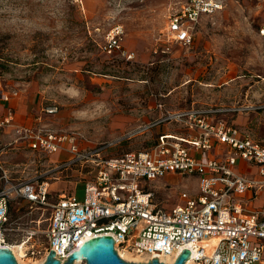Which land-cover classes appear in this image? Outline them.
I'll list each match as a JSON object with an SVG mask.
<instances>
[{
  "label": "rangeland",
  "instance_id": "obj_1",
  "mask_svg": "<svg viewBox=\"0 0 264 264\" xmlns=\"http://www.w3.org/2000/svg\"><path fill=\"white\" fill-rule=\"evenodd\" d=\"M186 1L0 0V83L26 96L40 125L74 132L81 147L105 145L106 156L148 150L162 130L181 131L180 124L169 122L130 132L166 110L191 105L249 106L237 113V122L248 125V135L264 144V42L257 31L263 4L221 0L222 9L202 15L192 43L182 46L166 39V24ZM115 25L124 31V48L134 54L130 61L100 48ZM48 105L58 111L45 112ZM54 157L25 148L10 163L14 176L28 179L44 172ZM88 169L48 174L54 196L49 202L69 189L83 200ZM77 179L82 180L74 183ZM168 181L178 184L157 189L165 209L178 201L182 189H196L192 175ZM148 187L156 189L151 183ZM258 198L264 199V191ZM257 205L251 201L248 207ZM10 213L17 243L35 231L27 243L46 244L49 205L31 208L14 201ZM15 259L18 264L39 262L23 255Z\"/></svg>",
  "mask_w": 264,
  "mask_h": 264
},
{
  "label": "built area",
  "instance_id": "obj_2",
  "mask_svg": "<svg viewBox=\"0 0 264 264\" xmlns=\"http://www.w3.org/2000/svg\"><path fill=\"white\" fill-rule=\"evenodd\" d=\"M259 1L264 8V0ZM222 7L221 0H187L178 12L168 16L166 39L189 46L201 16ZM257 31L264 42V20ZM123 34L120 25L113 26L100 48L130 61L134 54L124 48ZM16 95L17 90L6 89L0 83V99L8 101ZM244 108L249 106L191 105L166 110L130 132H143L169 122L180 124L187 132L163 131L148 150L118 156L104 155L105 145L79 146L74 132L15 124L13 111L8 108L0 117V131L12 126L13 138L0 148V156L8 146L19 143L37 153L61 156L49 159L44 172L28 179L14 176L0 157V247L22 244L23 256L39 259L40 264L50 249L55 258L64 261L85 240L110 235L118 255L126 251L145 257V261L156 257L166 264L165 259H171L172 264L186 248L190 252L186 261L194 264H264V199L258 198L264 191V144L221 117ZM44 111L55 114L58 108L48 105ZM211 151L216 154L210 155ZM239 161L252 166L253 172H242ZM83 168H89L85 172L88 177L83 179V200H77L69 189L49 202L54 196L48 189L47 175L67 170L82 174ZM169 172L197 176V191L190 194L181 190L178 201L165 209L156 190L148 185ZM20 173H24L23 168ZM14 201L31 208L50 206L45 245L27 243L35 231L17 243L10 213ZM251 201L259 205L249 208Z\"/></svg>",
  "mask_w": 264,
  "mask_h": 264
},
{
  "label": "crops",
  "instance_id": "obj_3",
  "mask_svg": "<svg viewBox=\"0 0 264 264\" xmlns=\"http://www.w3.org/2000/svg\"><path fill=\"white\" fill-rule=\"evenodd\" d=\"M8 108H11L13 111V122L15 124H20V125H25V126H39L40 125V117L35 113L32 112L33 109L28 105L27 103V98L24 94L18 93L16 96H11L8 101H3L0 99V117L4 116L7 113ZM237 114L234 115H222L221 117L225 118L228 121H231L235 125H237L243 132H252L251 128L248 127V125L243 126L238 124V118L236 116ZM167 131V132H187L184 128H182L181 131H173L170 129L167 130H162ZM0 148L5 147L13 138V127L12 126H4L2 127L0 131ZM188 132H195V131H188ZM218 148H222L223 146L217 145ZM25 147L22 146L20 143L19 145H11L8 146L5 151L1 153V159L5 162V165L15 174L17 171H14L13 168L11 167V157L14 156L15 154L24 152ZM210 155L216 154V152L209 153ZM55 157L54 159H60L61 154L57 153L54 154ZM239 169L242 172L245 173H250L253 172L254 168L252 166L246 165L244 166L243 162L239 161ZM21 171V170H20ZM21 176V175H20ZM176 177H183L178 173L175 172H169L167 173L164 177L159 178L152 182V185H155L156 187V192L158 195L157 189L159 188L160 191L164 188H168L172 184H178V182L175 183H170L168 180L173 179ZM194 181H195V191L191 192L190 194H194L197 191V176L193 175ZM174 182V181H172ZM184 188V187H182ZM184 190V189H182ZM186 191V190H185ZM262 199H259L261 201ZM258 201V202H259Z\"/></svg>",
  "mask_w": 264,
  "mask_h": 264
},
{
  "label": "water",
  "instance_id": "obj_4",
  "mask_svg": "<svg viewBox=\"0 0 264 264\" xmlns=\"http://www.w3.org/2000/svg\"><path fill=\"white\" fill-rule=\"evenodd\" d=\"M189 255V250L183 248L172 264H184ZM78 259L83 261V264H166L158 261L156 257L145 262L123 259L114 249V239L110 235L94 236L85 240L77 249L72 250L64 261L55 258L54 251L50 249L40 264H78L75 262ZM0 264H18L8 247H0Z\"/></svg>",
  "mask_w": 264,
  "mask_h": 264
},
{
  "label": "bare ground",
  "instance_id": "obj_5",
  "mask_svg": "<svg viewBox=\"0 0 264 264\" xmlns=\"http://www.w3.org/2000/svg\"><path fill=\"white\" fill-rule=\"evenodd\" d=\"M42 220H38L36 223L39 224ZM23 246L22 244H17V245H12L9 246V248L12 249V251L14 252V255L17 259H19L22 255H23ZM119 256L122 257L123 259L129 260V261H137V262H141V261H145L146 258L142 257V256H138V255H132L126 251H119ZM76 263L82 262L80 259L75 261ZM165 262H167L168 264H171V259H165ZM34 264H39L38 262L34 263ZM184 264H194L192 262V260H188L186 261Z\"/></svg>",
  "mask_w": 264,
  "mask_h": 264
}]
</instances>
